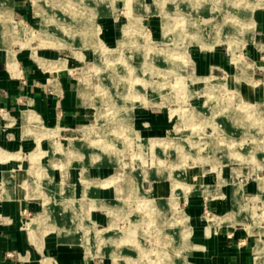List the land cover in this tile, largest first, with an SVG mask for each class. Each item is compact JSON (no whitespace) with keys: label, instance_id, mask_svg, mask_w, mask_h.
Wrapping results in <instances>:
<instances>
[{"label":"rangeland","instance_id":"rangeland-1","mask_svg":"<svg viewBox=\"0 0 264 264\" xmlns=\"http://www.w3.org/2000/svg\"><path fill=\"white\" fill-rule=\"evenodd\" d=\"M176 1L190 3V0ZM39 2L47 7L54 5L51 0ZM172 3L101 0L100 14L77 16L90 24L87 34L72 37L77 43L71 49H58L43 39L46 36L39 30L41 20L36 16L33 0H0V17L8 21L12 30L20 29L19 38L9 46L0 47V53L26 57L46 69L68 70L74 81V92L87 117L83 133L75 135V140L83 141V146L71 158L88 160L90 172L85 176V184L91 185V192H112L109 198L91 196L87 204L91 216L82 219L84 227L78 232L84 240L87 264L153 263L154 257L136 260L133 256L125 260L122 251L127 246L114 243L120 244L128 237L162 248L171 226L179 229L178 245L187 246L177 261L180 264H196V256L207 248L204 239L216 237L230 226L242 232L252 245L254 264H264V5L251 7L250 16L244 14L251 26L245 27L247 34L243 42L232 39L210 49L203 48L196 40L180 37L181 30H171L169 26L175 25L170 22L172 15L160 10ZM94 26L99 28V33L93 38L117 56L126 55L128 62L137 57L135 44L139 40L141 44L146 41L144 47L163 52L170 62L181 55L183 61L176 60L175 65H179L163 71L161 79L153 76V80L165 84L171 99L165 102L150 99L144 106L131 96L122 99L121 90H125L136 73L127 75L126 62L122 61L110 63L116 70L111 77L107 76L111 71L98 70L95 48L89 39ZM182 27L179 25L178 29ZM128 29L132 34L127 33ZM124 37L126 42L121 45ZM177 39L179 45L174 42ZM216 39L222 40L220 35ZM40 58L50 63L47 65ZM235 60L245 65L243 72H236ZM127 76L130 79H125ZM206 77L216 81L212 90L204 80ZM79 83L87 89L86 96L75 88ZM113 88H117L113 94L106 93V89ZM207 91L220 97L219 109L228 113L241 112L242 106L247 112L241 114L242 126L239 121H232L230 126L220 122L223 127L217 129L219 122L206 110L191 118L195 109L213 102H206ZM140 113L146 115L139 116ZM224 116L228 114L221 113L216 119L223 121ZM255 118L261 119L253 124ZM163 122L165 131L157 132L159 123ZM42 130L45 139L54 138V134L50 136L47 130ZM41 151H37L36 158L46 154L67 157L55 148ZM43 191L35 196L44 198ZM51 206L54 205L49 206V211ZM94 214L101 215L105 222H100V217ZM44 223L53 224L50 220ZM109 229L116 232V242L112 239L109 243H113L102 246L94 234L102 235ZM200 235L204 238L202 242ZM259 246L262 251L258 250ZM114 247L122 253H117L120 258L115 263L110 253ZM48 263L49 260L42 262ZM160 263L169 264V261L163 259Z\"/></svg>","mask_w":264,"mask_h":264},{"label":"crops","instance_id":"crops-1","mask_svg":"<svg viewBox=\"0 0 264 264\" xmlns=\"http://www.w3.org/2000/svg\"><path fill=\"white\" fill-rule=\"evenodd\" d=\"M9 57L0 53V264H42L45 260L87 264L84 240L75 229L83 225L86 215L91 216L87 206L91 196H112L109 190L91 192V185L85 184L88 160L71 158L77 150L68 146V140L83 133L87 115L80 108L68 70L46 69L21 56H15L17 66L12 69ZM42 129L54 132V138L45 139ZM164 131L165 123H159L157 132ZM55 146L65 147L67 157L30 156L33 151ZM34 171L45 178H34L31 183ZM42 191L44 198L35 196ZM46 201L54 202L49 211L53 224L37 223L28 229L27 223L44 214ZM74 217L81 220L74 221ZM59 223L69 226L66 236L54 228ZM223 230L207 240L200 235L207 248L196 256V264H254L252 245L245 235L232 226Z\"/></svg>","mask_w":264,"mask_h":264},{"label":"bare ground","instance_id":"bare-ground-1","mask_svg":"<svg viewBox=\"0 0 264 264\" xmlns=\"http://www.w3.org/2000/svg\"><path fill=\"white\" fill-rule=\"evenodd\" d=\"M51 1L54 3L53 7L44 6V4L40 3L39 0H33L35 11H36V16H38L41 20V25H40L39 30L42 33L41 34L42 36H43V34H45L44 36H46L43 39L47 40L46 42L49 44V46L52 45L58 49H67V48L71 49V47L77 43L74 39H72V37H75L76 35L77 36L78 35H84L85 36L87 34L89 29L87 30V32H85V31L90 26V24H87V22L83 21L82 18H80V19L77 18V16H95L96 14H100V12L103 9L101 6L102 5L101 0H51ZM160 1L164 4L165 0H160ZM154 2H156V0H154ZM262 2H263V0H252V2H250V4H247V3H244V1H242V0H240V2H238L237 0H190V3H188V2L179 3L176 0H168V3H172V4H168V8L164 7L162 10H160V12L172 15V16H170L171 17L170 22L173 21L175 25H171L169 27L171 28V30L172 29L178 30V31L181 30L180 33H178L180 37L181 36L182 37H188L191 41H193V40L198 41L203 48L213 49L214 45L221 43L223 41L230 40V42H231L233 39V41L237 40L239 42H243L245 40V36L247 34L245 32V27L251 26V23L248 22V20L246 21V18L248 16H244V14L247 12V13H249V16H250V14H251L250 8L251 7L254 8V7H256V5L257 6L262 5V4L264 5V3H262ZM179 4H181V6H179ZM245 4H247V5H245ZM247 7H248V9L246 10ZM184 15H186V16H184ZM245 21H246V23H245ZM7 22L8 21L6 19L0 17V47L6 46V45L9 46L8 44H10V42H12V41L17 40L19 38V35H20L19 27H17L18 32L15 30H12L10 25L7 24ZM179 25H183L182 29H180V28L178 29ZM94 27L95 28H93L92 31H89V37H90L89 39L91 41L90 43H92L94 48H95V54L97 57V61L99 63L98 66H96L98 68V70H100L103 73H108L109 71H111V73L107 75V76L111 77L114 73H116V70H115L114 66L110 65V63H116L118 61H122L124 63L126 62L125 67L127 68L128 73H129L128 74L127 72H125V73H127V75H130V73H132V72L136 73V76L132 77L131 79L129 78L130 76H127L125 78V79H130V81L128 82V86L125 87V90H123V91L121 90L120 97L122 99H125L128 96H131L134 98L135 101H137V103L139 105H143V106H144L146 101L151 102V100H155L156 102H162V101L165 102V101H168L169 99H171L169 97V93L167 91V88L165 87V84H163V82L161 80H158V81L153 80V76L156 75V76H158L159 79H161V75H162L163 71H168V69L171 70V69L176 67V65H177V64L175 65L176 60H178V61L181 60V62L183 61L181 55H180V57L175 56V60L170 62V60H169L170 58H167V56L163 52L156 51L155 49L152 50V47H151V49H149L147 47V45L144 47V44H146V41H143V44H141L140 41H142V40H139L138 44H135V45H137V47H136L137 57L135 58V60H130L128 62L126 59V57H127L126 55H124L123 53L122 54L120 53V56H117L118 54H116V53L114 54L113 50L107 48L99 39L93 38L94 36H96L99 33V28L97 27V29H96V26H94ZM128 31H130V34H132L131 30L128 29L127 33H129ZM218 35L221 36L222 40L216 39V37ZM250 36H251V34H250ZM177 40H175L174 42L176 45H179L181 42L179 40L178 41ZM125 42H126V37H124V39L121 40L120 44L123 45V43H125ZM150 52H153V53L149 55ZM13 54L12 53L10 54L9 63H10V67L12 69H16V66H17L16 60H15V57ZM40 61L44 62L45 64L47 63V65L50 63L49 61L43 60L41 58H40ZM63 64H65V63H63ZM235 64H236V66H235L236 72L237 73L243 72V69H245V65L242 62H240L239 60L238 61L235 60ZM49 68H51V67H49ZM121 68H123V67H121ZM200 79H198V80H200ZM204 80L206 81V83H208V87H210L209 90H212V88L216 82L215 79H212L211 77H206V78H204ZM155 86L157 88H158V86H160V87L157 89ZM166 86H168V85H166ZM75 88H77L81 93H84V95H85L87 89H85L84 86L80 85V83H79V85L76 84ZM116 89L117 88H113L110 91L108 89H106V93L107 94L108 93L113 94V92H115ZM129 89L132 92H129ZM207 92H208L207 93L208 97L206 98V100H207L206 102L207 103L209 101H213V102H211L210 106L208 105V106L202 107L200 110H199V108L195 109V112H193L190 115L191 118L196 117V116L200 115L201 113L204 114V110H206V113L210 114L213 117V119L215 118L214 120H216V123L219 122L220 126L216 127L217 129H221V127H223V124H221L220 122L226 123L225 124L226 126H230V123L232 121H239L241 126H242V122L244 120H243V117H241V114L247 113V112L243 111L242 106L240 107L241 112L231 113L232 112V110H231V112L228 113L223 109H219L220 105L218 104V101L220 100L219 99L220 97L218 98V97H216L215 94L212 95L211 93H209V91H207ZM84 95L82 94L81 96H84ZM227 95H228V93H227ZM256 108H258V107H256ZM221 113L222 114L223 113L228 114V116H224L226 119H224L223 121L219 120V118L216 119L218 117V115H220ZM261 113H263V112H261ZM259 120L255 118L254 120H252V123L256 124V121L258 123ZM112 123L113 122H111V124ZM217 131H219V130H217ZM53 133L50 132L49 135L51 136ZM43 136H46V134H43ZM82 142L83 141H79V140H75V139H69L68 140V144H69L68 146L72 147L74 150H78V149H80L81 146H83V144H81ZM127 143H128V141H127ZM101 147H102V145H101ZM54 148H57L58 151H66L65 147H63V146H59V147L55 146ZM64 153H66V152H64ZM6 156H8V155H6ZM36 156H38L37 151H35L33 154L34 158ZM30 175H32L31 179H30L31 183L33 181V178H35V179L38 178V180H39L40 177L45 176V175L43 176V174L40 173V171H34ZM11 177H13V176L11 175ZM33 183H34V181H33ZM87 186H88V184H87ZM85 187H86V185H85ZM84 191L86 192L85 189H84ZM34 194H36V193H34ZM37 194L40 195L42 193H40V194L37 193ZM52 204H54V202H50V201L46 202L45 214H43L41 217L33 220L32 222L27 223V228L33 229L35 224L44 223L45 220L46 221L49 220V206ZM61 210H63V209H61ZM175 215H177V214H175ZM76 216H77V214H76ZM183 217H184V219H187V216L184 215V216H182V218ZM182 218L177 217V219H180V220ZM73 219H74V221L77 219L81 220V218H79V217H77V218L74 217ZM70 220H72V219H70ZM72 222H73V220H72ZM55 227H59V231L61 230L60 233L62 235L64 234V236H66L67 231H69L68 230L69 226L66 223L65 224L59 223ZM83 227H84V225H82V224L77 225V228L75 230L79 232ZM172 227L173 226H171L170 231L167 232V235H166L167 238H166V240H164V244H163L162 248H158L157 245L155 246L154 244L152 246H149L144 241H139V240H133L132 241L128 237H127V239H125V241L121 240V243L118 241L120 244H116V243H114V244L117 246H120V245L122 246V244L127 246L125 251H122V253L126 255L124 257L125 260H131V257H133V256L136 257V260L137 259L142 260V258H146V257L151 260V258L154 257V259H152V260H154V262L150 263V264H159L160 260H163V259L164 260L167 259L169 261V264H180L177 261L179 259V256L181 255V252L183 253V251L186 249L187 246L185 248H183V247L181 248L178 245L179 244V237H180L179 229H177L176 227H174V228H172ZM110 230H112V229L107 230L106 233L102 234V235L101 234L99 235V233L94 234L96 240L98 239V241L101 242V244H103L102 246H106V245L108 246L111 243L116 242L114 239V238H116V232L114 230L112 232H110ZM63 231H65V233H63ZM93 238H94V236H93ZM112 239H114L113 242L109 243L110 241H112ZM113 249H114V251H112L110 249V253L113 256L112 257L114 260L113 263H115L117 261L115 259L120 258V256L117 255V253H119V254H122V253L117 251V249L115 247ZM104 250H105V252H108V251H106L107 249H104ZM258 250L262 251L263 250L262 246H259ZM175 256H177V257L173 258ZM48 264H51V263H48ZM185 264H188V263H185Z\"/></svg>","mask_w":264,"mask_h":264}]
</instances>
